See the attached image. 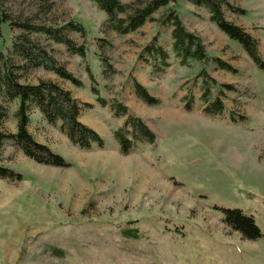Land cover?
<instances>
[{"label":"rangeland","instance_id":"1","mask_svg":"<svg viewBox=\"0 0 264 264\" xmlns=\"http://www.w3.org/2000/svg\"><path fill=\"white\" fill-rule=\"evenodd\" d=\"M148 1L120 0L128 5ZM175 1L169 8L200 38L208 62L182 66L172 51L171 27L155 21L134 32L116 33L90 0L4 1L10 22L0 27V55L21 66L16 70L21 83L52 81L74 99L90 104L80 121L95 130L104 145L78 149L59 123L47 124L38 109L30 108L29 132L68 166L37 164L10 142L1 143L0 167L20 179L0 177V264H264V72L218 30L207 9ZM225 1L244 11L237 14L223 8L228 22L258 42L264 62V0ZM167 12L161 8L153 18ZM21 21L52 27L80 24L85 36L69 32L68 37L84 46L85 58L44 34L25 33L13 24ZM22 35L81 80L82 87L41 67L26 66L13 48ZM154 37L168 53L169 66L162 73L138 60ZM214 58L235 73L220 69ZM202 69L218 85L233 87L227 91L209 86L207 100L222 101L221 115L203 113ZM87 71L107 106L96 101ZM134 81L159 103L141 102ZM188 99L190 110L185 108ZM114 102L127 107L128 115L115 116ZM17 106L16 100L5 104L2 133H15ZM127 116L141 118L156 140L122 155L112 133ZM215 207L251 215L263 236L243 240L222 223ZM125 230H134L136 237L130 238Z\"/></svg>","mask_w":264,"mask_h":264},{"label":"trees","instance_id":"2","mask_svg":"<svg viewBox=\"0 0 264 264\" xmlns=\"http://www.w3.org/2000/svg\"><path fill=\"white\" fill-rule=\"evenodd\" d=\"M5 0H0V27L10 22L9 15L4 11ZM103 11L106 16V24L116 33L123 35L134 32L142 27L146 22L155 21L161 26H170V37L172 40V51L179 63L184 66L189 62L206 63L209 57L206 55L204 46L200 38L189 32L184 23L170 4L175 5V0H150L142 5L123 4L120 0H90ZM195 7H204L209 12V20L216 25L228 39L238 43L259 70L264 72V62L260 58L258 42L248 34L243 28L234 23L228 22L224 18L223 8H227L233 13L244 14V11L229 5L225 0H187ZM168 8V12L160 19H154L153 15L161 8ZM18 28L25 33L44 34L47 38L57 44L64 45L71 54L85 58V48L83 45L76 46L68 37L69 32L79 33L85 36L84 28L77 23L69 22L61 27L46 25H34L27 21L14 22ZM20 42H15L13 48L15 53L21 58L26 66L30 68H43L54 73L59 79L69 82L75 87H82V82L71 74L63 65H58L53 58L48 55L38 44L31 41L27 36H21ZM138 60L152 65V71L162 73L168 64V53L158 44L156 37L146 45L138 54ZM217 66L225 71L235 73V70L219 58L212 59ZM104 66H110L102 60ZM21 66L15 65L10 58L0 55V126L5 118V104L17 101L18 106L14 114L16 131L13 134H5L0 131V145L3 141L10 142L17 147L25 157L33 162L51 167H67L68 163L58 154L53 153L50 148L35 140L29 132V111L35 107L42 114L47 124L56 126L60 124V131L66 136L72 146L88 150L93 145L101 148L104 139L92 128L80 121L81 112L91 108L90 104H83L74 99L71 94L59 84L40 80L37 84L21 83L18 80L16 70ZM88 72L91 81V92L101 107L107 106V101L100 97L98 90L94 87V78ZM199 76L204 81V95L202 101L205 102L203 113L210 116L221 115L224 109L223 103L216 98L207 100L209 86H218L220 89L231 91L233 87L228 84L218 85L215 80L208 76L202 69ZM133 90L136 97L143 103L153 106L159 103L158 99L151 96L145 87L137 81L133 82ZM189 99L185 101L186 110H190ZM111 109L115 116L128 115V109L119 102L111 104ZM120 129L113 131V139L118 146V151L122 155H127L139 144H154L155 133L141 119L127 116ZM0 177L9 179H20V175L13 173L9 169L0 167ZM249 198L253 195L247 194ZM222 215V223L230 230L240 235L243 240L255 241L263 235L256 225L251 215L244 214L239 209H229L215 207ZM124 234L130 238H135L134 230H125Z\"/></svg>","mask_w":264,"mask_h":264}]
</instances>
